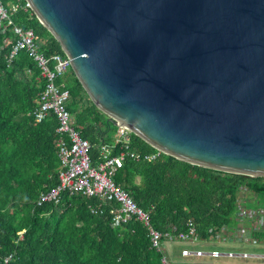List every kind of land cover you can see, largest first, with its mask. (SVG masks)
Instances as JSON below:
<instances>
[{
    "label": "water",
    "instance_id": "water-1",
    "mask_svg": "<svg viewBox=\"0 0 264 264\" xmlns=\"http://www.w3.org/2000/svg\"><path fill=\"white\" fill-rule=\"evenodd\" d=\"M27 1L115 127L264 179V0Z\"/></svg>",
    "mask_w": 264,
    "mask_h": 264
},
{
    "label": "trees",
    "instance_id": "trees-1",
    "mask_svg": "<svg viewBox=\"0 0 264 264\" xmlns=\"http://www.w3.org/2000/svg\"><path fill=\"white\" fill-rule=\"evenodd\" d=\"M3 1L8 9L10 3L23 8L10 13L12 25L0 27V264L9 255L7 264H162L163 253L152 246L141 221L113 225L115 201L64 193L58 204H36L59 184L58 123L54 115L36 120L45 81L26 50L9 60L16 42L13 28L19 25L46 38V55L64 52L33 10H25L26 0ZM64 81L71 94L67 109L76 129L92 143L97 163L100 146L112 144L117 127L92 102L72 68ZM132 137V149L141 158H127L114 181L150 213L151 224L161 232L186 233L192 221L196 239L207 241L224 225L234 230L241 189L256 197L245 204L264 208V179L218 173L168 155L148 163L143 157L154 148ZM101 204L104 213L93 212ZM255 239L264 243L262 228L240 243Z\"/></svg>",
    "mask_w": 264,
    "mask_h": 264
},
{
    "label": "built area",
    "instance_id": "built-area-1",
    "mask_svg": "<svg viewBox=\"0 0 264 264\" xmlns=\"http://www.w3.org/2000/svg\"><path fill=\"white\" fill-rule=\"evenodd\" d=\"M26 2L25 10L28 11L31 6L27 0ZM21 8L23 7L16 3H10V8L8 9L4 1L0 0V27L6 23L12 25L10 13H16ZM13 30L16 42L9 60L19 51L26 50L37 62L41 69L42 78L45 81V90L38 99V108L35 112L36 120L42 123L49 116L54 115L58 123L56 148L60 162L59 184L49 192L42 193L36 204H58L62 201L64 193L69 196L78 195L86 198H98L104 203L115 201L118 206L112 209L113 225L125 224L133 219L141 221L148 229L152 246L163 253L162 264H178L167 251L166 243L168 240L181 243L194 241L196 239L195 224L190 221L188 232L180 233L179 235L161 232L151 224L150 213L141 208L125 190L115 184L116 173L123 169L126 159L130 158L137 161L141 158L139 153L132 149L133 134L124 127L118 126L116 133L112 137V144L104 143L100 146L99 160L95 163L91 156L92 143L76 129L73 116L67 109L71 99L70 91L64 81L71 68L67 55L65 53L46 55L43 48L47 45V39L39 36L32 29H25L18 25L14 26ZM116 148H119V153H115ZM154 150V152L143 157L148 163L154 162L162 155H165L157 149ZM101 207L102 204L94 207L93 212L104 213ZM240 207H242L240 211L241 220L236 219L239 223L236 227V232L232 233L233 230L224 225L217 229L214 240L240 243L251 236L249 235L251 223L248 224L243 219L250 215V211L253 213L254 210L248 209L243 205ZM262 213L261 216L258 213H253V215L258 219L259 217H264V211ZM263 227L260 226L257 230ZM210 254L217 257L218 252L212 251ZM181 255L182 257H192L207 255V253L200 250L183 249ZM239 256L245 257L248 255L242 253ZM10 258H12V255L5 257L3 264H7Z\"/></svg>",
    "mask_w": 264,
    "mask_h": 264
},
{
    "label": "rangeland",
    "instance_id": "rangeland-1",
    "mask_svg": "<svg viewBox=\"0 0 264 264\" xmlns=\"http://www.w3.org/2000/svg\"><path fill=\"white\" fill-rule=\"evenodd\" d=\"M114 131H116V129ZM238 198H239L238 204H241L240 206H242L244 204L243 206L247 207L248 209L254 210L253 213H255V214L258 213L259 216H261L263 214L262 212L264 211V208H251L247 204H245L247 202H252L253 203L254 200L256 199V197L254 195L249 194V192L241 189L240 193L238 195ZM240 206L237 209L238 210V213L236 215V219L237 220H241V212L240 211H241L242 207H240ZM253 213H251V211H250V215L246 216L243 219L246 223H248V224L251 223V226H250L251 228L249 230V235H252L253 232L255 231V230H252V229L260 228V226H264V223H263L264 222V217H259L257 219L256 216L253 215ZM238 225H239V223L237 222L236 223V227ZM236 227L232 231V233L236 232ZM247 227H249V226H247ZM220 242L224 243L223 241H220ZM176 243H178V244L177 245H172L171 243H168V248L170 250H168V249L167 250H168V252H169L171 257H172V253L174 254V256H176L177 262L184 263L185 258H182V255H181V251L182 250L181 249L183 247H185L186 245H185V243H181L179 241H177ZM225 243H227V242H225ZM191 245L195 246L196 244L194 243V244H191ZM201 245H202L201 243H197V246H201ZM239 245L244 247V248H242L243 250L247 249V247H251L252 245H255L254 247H258V252L264 253V243H257V242L255 244L240 243ZM252 250H255V249H252ZM214 251L218 252V254L216 255L217 257H215V260L223 259V256H221L222 253H220V250H214ZM255 252H256V250H255ZM248 256H252V259H242L241 260V259H239V256H236V257H232V260L234 259L235 263L228 262V260H227V262H214V264H264V255H262V254L256 255V253H252V254H249ZM192 259H190V260H192ZM199 259L200 258H197L196 260H199Z\"/></svg>",
    "mask_w": 264,
    "mask_h": 264
},
{
    "label": "crops",
    "instance_id": "crops-1",
    "mask_svg": "<svg viewBox=\"0 0 264 264\" xmlns=\"http://www.w3.org/2000/svg\"><path fill=\"white\" fill-rule=\"evenodd\" d=\"M257 229V228H255ZM252 229V230H255ZM254 241V240H253ZM252 243L250 242V244H255L257 242V240L255 239V242ZM168 243H171L172 245H177L178 243L176 242H167L166 243V249L170 250L168 248ZM185 243V247H183L181 250L183 249H189L191 251H196V250H200V251H205L207 253V255H203V256H192V257H182L185 258L184 263H179L176 260V256H174V254L172 253V259L176 260V262L178 264H214V262H234V259L232 260V257H236L239 256L242 253H247V255L252 254V253H256V255H264V253L258 252V247H254L255 245H252L251 247H247V249H242L244 248L243 246H240L239 242L236 241H229L227 243H221L219 241L216 240H197L195 239L194 241H190V242H182ZM196 244L195 246L191 245V244ZM197 243H201V246H197ZM258 243V242H257ZM255 249V250H252ZM167 250V251H168ZM214 250H220V253H222L221 256H223V259L220 260H215V257L212 256L210 253ZM232 254V255H231ZM225 255V256H224ZM193 258V259H192ZM197 258H200L199 260H196ZM192 259V260H190ZM239 259H252V256H239Z\"/></svg>",
    "mask_w": 264,
    "mask_h": 264
}]
</instances>
